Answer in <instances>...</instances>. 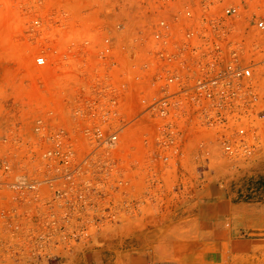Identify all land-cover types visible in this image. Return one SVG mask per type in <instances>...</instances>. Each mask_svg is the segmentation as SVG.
Wrapping results in <instances>:
<instances>
[{
    "label": "rangeland",
    "instance_id": "374dc122",
    "mask_svg": "<svg viewBox=\"0 0 264 264\" xmlns=\"http://www.w3.org/2000/svg\"><path fill=\"white\" fill-rule=\"evenodd\" d=\"M203 2L0 0V157L5 154L14 161L20 147L27 159L30 151L39 155L44 145L35 130L37 122L50 131L56 128L63 119L59 110L66 93L77 91L68 74L76 68L67 67L64 60L66 47L78 60L86 31L115 25L128 31L115 35L123 41L132 31L151 28L165 18L175 29L184 25L200 30L199 44L216 42L224 51L228 45L240 44L241 60L250 73L248 85L258 99V110L264 109V28L256 27L258 22L264 25V0H214L212 12H203L197 20L178 15L187 6L197 11ZM225 6H236L237 16H212L215 9ZM36 56H44L45 65H35ZM190 56L204 64L209 60L205 48ZM245 123L257 130L255 146L245 157L195 164L120 162L116 175L121 178L97 180L101 192L90 197L91 205L85 209L71 207L67 223L37 226L35 232L24 224L14 235L17 239L9 234L0 246V264H127L116 250L143 253L153 258L152 264L178 261L174 251L191 249L186 237L208 230L200 225L207 217L206 205L217 198L215 189L234 202H264V118L249 116ZM205 131L198 119L187 135L197 143ZM124 134L127 138L129 133ZM140 135L141 131L134 132L138 156L142 153ZM19 138L23 144L17 143ZM114 179L122 184H114ZM192 220L199 224L192 228ZM112 250L117 260L111 259Z\"/></svg>",
    "mask_w": 264,
    "mask_h": 264
},
{
    "label": "built area",
    "instance_id": "2783aa9c",
    "mask_svg": "<svg viewBox=\"0 0 264 264\" xmlns=\"http://www.w3.org/2000/svg\"><path fill=\"white\" fill-rule=\"evenodd\" d=\"M214 7V0H204L197 11L187 6L178 15L197 20ZM237 14L236 6H225L212 16ZM256 27L264 25L258 22ZM120 33L128 31L118 25L86 31L78 60L66 47L64 60L76 68L68 74L77 91L66 93L59 110L63 119L52 131L37 122L44 145L38 156L30 151L27 159L20 147L14 161L0 157V246L9 234L17 239L14 235L24 224L35 232L37 226L67 223L71 207L81 211L101 192L97 180L121 178L116 175L120 162L208 163L243 158L254 148L257 130L245 122L249 116L264 118V109L258 110L248 85L240 44L228 45L227 51L216 42L199 44L200 30L184 25L175 29L165 18L132 31L127 41L115 38ZM200 48L209 52L205 64L190 56ZM34 63L43 66L46 58L36 56ZM198 119L206 131L193 143L187 132ZM136 130L141 131L139 156Z\"/></svg>",
    "mask_w": 264,
    "mask_h": 264
},
{
    "label": "crops",
    "instance_id": "0c3cea01",
    "mask_svg": "<svg viewBox=\"0 0 264 264\" xmlns=\"http://www.w3.org/2000/svg\"><path fill=\"white\" fill-rule=\"evenodd\" d=\"M214 196L217 198L206 205L207 217L200 225L208 229L206 233L193 231L186 237L190 251H174L173 258L178 261L166 264H264V202H234L218 189L214 190ZM248 213L258 216L248 217ZM198 224V220L191 221L192 228ZM116 251L127 264L153 261L143 253ZM112 254L111 259L117 260L114 250Z\"/></svg>",
    "mask_w": 264,
    "mask_h": 264
}]
</instances>
